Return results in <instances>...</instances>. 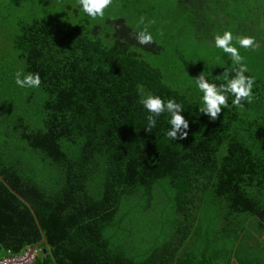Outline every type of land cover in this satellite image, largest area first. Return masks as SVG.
Returning a JSON list of instances; mask_svg holds the SVG:
<instances>
[{
    "label": "trees",
    "instance_id": "obj_1",
    "mask_svg": "<svg viewBox=\"0 0 264 264\" xmlns=\"http://www.w3.org/2000/svg\"><path fill=\"white\" fill-rule=\"evenodd\" d=\"M33 1L0 0V174L30 205L0 178V259L34 247L31 264H264V0H174L176 27L139 0L96 20L78 0ZM141 17L151 44L136 41ZM225 29L254 37L240 49L254 96L212 120L190 81L231 71L214 47ZM143 93L181 103L187 136L166 137V114L147 130ZM154 212L163 231L138 249L125 224Z\"/></svg>",
    "mask_w": 264,
    "mask_h": 264
},
{
    "label": "clouds",
    "instance_id": "obj_2",
    "mask_svg": "<svg viewBox=\"0 0 264 264\" xmlns=\"http://www.w3.org/2000/svg\"><path fill=\"white\" fill-rule=\"evenodd\" d=\"M113 0H78V7L83 15L89 19H102L105 10L112 6ZM143 27H139L136 33V41L139 45L151 44L153 35L149 31L148 24H144V18H140ZM149 24L152 21L148 22ZM214 47L226 54L231 61V71H225L221 77L222 83H214L207 79L206 74L201 72L198 77L194 78L190 83L194 84L195 89L199 93V112L207 115L214 120L221 113L222 107L227 106L228 99L231 98L233 106H241V102H251L254 96L253 87L255 77L250 73V69L245 62L246 58L241 54L240 49L257 47L254 37L250 35H236L234 37L232 31L223 30L214 35ZM15 84L21 88H35L40 85V77L38 74L28 73L15 74ZM139 103L149 113L147 115L146 129L151 131L156 125V118L162 114H166L169 128L165 135L171 140L183 139L187 136L189 121L184 118L182 112L184 106L175 99H162L160 96L151 93H143L139 98Z\"/></svg>",
    "mask_w": 264,
    "mask_h": 264
},
{
    "label": "rangeland",
    "instance_id": "obj_3",
    "mask_svg": "<svg viewBox=\"0 0 264 264\" xmlns=\"http://www.w3.org/2000/svg\"><path fill=\"white\" fill-rule=\"evenodd\" d=\"M52 1H59V0H34L33 6L35 8H45V10L55 11L53 9L55 6L59 5V2L51 3ZM77 0H67L68 3H75ZM122 0H113L112 6H110L105 11H108V17H116L123 16V14L119 11L121 7ZM141 4H144L147 8L153 7L155 10L159 11L161 17L166 19L169 23L171 19L174 21L172 22L173 26H178L180 23V19L176 16V6L174 0H139ZM66 2V3H67ZM67 3V4H68ZM69 4V5H71ZM78 6V5H77ZM76 6V7H77ZM86 16V15H84ZM171 23V22H170ZM187 35V34H186ZM200 54H207L209 50H199ZM158 219V220H157ZM159 221V223H157ZM125 229L131 233V236L127 239L131 243L136 244L137 248L141 246L140 241L147 238L151 233H162L163 229H161L160 220L157 214L154 212L153 216H141L133 218L132 220H127L125 224Z\"/></svg>",
    "mask_w": 264,
    "mask_h": 264
},
{
    "label": "built area",
    "instance_id": "obj_4",
    "mask_svg": "<svg viewBox=\"0 0 264 264\" xmlns=\"http://www.w3.org/2000/svg\"><path fill=\"white\" fill-rule=\"evenodd\" d=\"M37 255L36 248H27L21 253L8 254L0 259V264H31Z\"/></svg>",
    "mask_w": 264,
    "mask_h": 264
},
{
    "label": "water",
    "instance_id": "obj_5",
    "mask_svg": "<svg viewBox=\"0 0 264 264\" xmlns=\"http://www.w3.org/2000/svg\"><path fill=\"white\" fill-rule=\"evenodd\" d=\"M0 178L4 181V183L8 186V188L15 194V195H17L21 200H23L28 206H30L29 205V203L26 201V200H24L16 191H14V189L13 188H11L8 184H7V182L4 180V178L1 176V174H0ZM33 211V210H32ZM34 213V212H33ZM36 218V217H35ZM36 220H37V218H36ZM231 264H237L236 263V261L235 260H232V263Z\"/></svg>",
    "mask_w": 264,
    "mask_h": 264
},
{
    "label": "flooded vegetation",
    "instance_id": "obj_6",
    "mask_svg": "<svg viewBox=\"0 0 264 264\" xmlns=\"http://www.w3.org/2000/svg\"><path fill=\"white\" fill-rule=\"evenodd\" d=\"M233 260H235V259H233ZM235 261H236V260H235ZM236 263L239 264L237 261H236Z\"/></svg>",
    "mask_w": 264,
    "mask_h": 264
}]
</instances>
